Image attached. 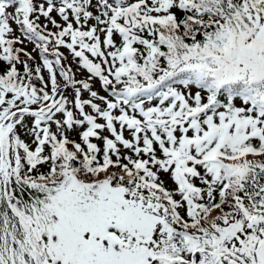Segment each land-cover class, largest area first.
<instances>
[{
  "label": "snow or ice",
  "instance_id": "6c2138e0",
  "mask_svg": "<svg viewBox=\"0 0 264 264\" xmlns=\"http://www.w3.org/2000/svg\"><path fill=\"white\" fill-rule=\"evenodd\" d=\"M0 264H264V0H0Z\"/></svg>",
  "mask_w": 264,
  "mask_h": 264
}]
</instances>
